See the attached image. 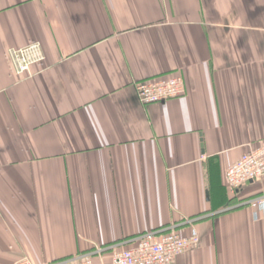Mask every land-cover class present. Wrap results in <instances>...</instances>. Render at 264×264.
<instances>
[{"label": "crops", "instance_id": "1", "mask_svg": "<svg viewBox=\"0 0 264 264\" xmlns=\"http://www.w3.org/2000/svg\"><path fill=\"white\" fill-rule=\"evenodd\" d=\"M39 43L19 79L7 52ZM179 75L142 105L135 84ZM264 141V0H0V264L90 257L192 226L173 264H264V177L225 171Z\"/></svg>", "mask_w": 264, "mask_h": 264}, {"label": "built area", "instance_id": "2", "mask_svg": "<svg viewBox=\"0 0 264 264\" xmlns=\"http://www.w3.org/2000/svg\"><path fill=\"white\" fill-rule=\"evenodd\" d=\"M8 58L12 71L19 79L31 78V68L42 65L45 55L39 43H30L17 49H10ZM136 96L140 104L149 105L178 99L185 94L184 80L179 75L154 78L135 84ZM225 184L234 196L243 186L264 177V141L241 155L225 171ZM241 205L253 211V219L264 217V194L250 198ZM199 243V234L194 227L186 233L177 230L153 231L143 233L134 239L129 248H114L110 264H173L180 255L194 249ZM15 264H34L25 257ZM52 264H93L90 257H80Z\"/></svg>", "mask_w": 264, "mask_h": 264}, {"label": "trees", "instance_id": "3", "mask_svg": "<svg viewBox=\"0 0 264 264\" xmlns=\"http://www.w3.org/2000/svg\"><path fill=\"white\" fill-rule=\"evenodd\" d=\"M247 185V184H246ZM225 187H226V185H225ZM238 196V193H236L233 197H234V199H236V197ZM248 199H250V198H248ZM248 199H245V200H237V202H244V201H246V200H248Z\"/></svg>", "mask_w": 264, "mask_h": 264}]
</instances>
